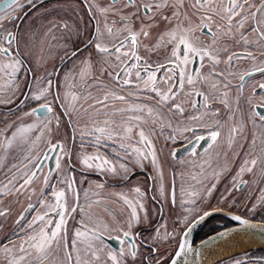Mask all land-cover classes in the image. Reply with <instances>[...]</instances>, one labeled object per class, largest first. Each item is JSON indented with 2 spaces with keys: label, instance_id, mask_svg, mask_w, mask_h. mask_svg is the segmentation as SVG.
Returning <instances> with one entry per match:
<instances>
[{
  "label": "snow or ice",
  "instance_id": "6c2138e0",
  "mask_svg": "<svg viewBox=\"0 0 264 264\" xmlns=\"http://www.w3.org/2000/svg\"><path fill=\"white\" fill-rule=\"evenodd\" d=\"M0 108V264H203L264 238V0H0ZM213 212L233 226L194 245Z\"/></svg>",
  "mask_w": 264,
  "mask_h": 264
},
{
  "label": "flooded vegetation",
  "instance_id": "af4514ba",
  "mask_svg": "<svg viewBox=\"0 0 264 264\" xmlns=\"http://www.w3.org/2000/svg\"><path fill=\"white\" fill-rule=\"evenodd\" d=\"M57 0H45V7H50L53 3H56ZM60 3H64V4H73V3H77L78 0H59ZM70 15V13H69ZM22 29L23 28H26L28 27V21L26 20L24 22L23 25H21ZM47 63H50L53 66V64L55 63L57 66H59V60L58 58H53V57H49L48 59V62ZM35 66V65H34ZM259 78V77H257ZM35 106V105H34ZM4 109L0 108V112H3ZM258 111L260 112H264V109H260L258 108ZM68 134H69V138H71V130L69 129L68 130ZM202 146H203V142H202ZM202 146H201V149L202 150ZM175 149L176 152H177V158L179 159L180 157H183L186 155V151H185V142L183 141H178L176 142L175 144H169V149L166 150V151H170L171 149ZM169 159H170V156H169ZM144 175L145 173H143L142 171H140L139 169H136L135 172L133 173L131 179L133 181H135L137 178H140V179H143L144 178ZM91 179H99V177H97L95 174H92L90 176ZM223 185L221 184L220 187H222ZM115 187H119L118 184L115 185ZM113 189V186L111 185L110 183V186L108 189H106V191L110 192L112 191ZM247 191V190H246ZM218 195V193H217ZM213 203H215V201H213ZM233 223L234 222H231L229 220L228 217H224V216H220V215H214L212 217H209L207 220H205L202 224H200L194 234H193V238H192V242L194 245H196L197 243H199L201 240L211 236V235H214L215 233L223 230V227H232L233 226ZM112 243V245L114 247L118 246L116 244L115 241H112L110 242ZM239 257H244L246 259H251V258H259V257H264V250L260 251H249V252H245V253H241V255H238ZM237 257L236 255L235 256H231L229 258H226L225 261H228V262H231V259L232 258H235ZM222 262V261H221ZM219 264H223V263H220L218 262ZM217 264V263H215ZM231 264V263H230Z\"/></svg>",
  "mask_w": 264,
  "mask_h": 264
},
{
  "label": "bare ground",
  "instance_id": "6f19581e",
  "mask_svg": "<svg viewBox=\"0 0 264 264\" xmlns=\"http://www.w3.org/2000/svg\"><path fill=\"white\" fill-rule=\"evenodd\" d=\"M253 246L254 243L249 238L241 235L231 236L223 243H219L212 249L205 251L203 264L217 263L233 255L244 253Z\"/></svg>",
  "mask_w": 264,
  "mask_h": 264
},
{
  "label": "water",
  "instance_id": "95a60500",
  "mask_svg": "<svg viewBox=\"0 0 264 264\" xmlns=\"http://www.w3.org/2000/svg\"><path fill=\"white\" fill-rule=\"evenodd\" d=\"M214 215H220V216L227 217L223 212H213L210 216L205 217L204 220L199 221V222L196 223V224L194 225V227L192 228V231H191V233H190V239H191V240H192V238H193V234H194L196 228H197L200 224H202L205 220H207L209 217H212V216H214ZM221 231H222V230H221ZM217 233H218V232H217ZM214 235H216V233H215ZM214 235H211V236H214ZM234 235H241V236L246 237V238H249V239H251V241H253L254 246H253L252 248H250L248 251L264 250V238H261L259 235H249V234L244 233V232H239V233H236V234H232V235H230V236H228V237H225V238H223V239H221V240H217V241L213 242L211 245H209L208 247L203 248V249H202V258H203V262H204V252H205V251H207V250H209V249H212L214 246H216V245L219 244V243H223V242L226 241L229 237L234 236ZM211 236H209V237H211ZM207 238H208V237H207ZM205 239H206V238H205ZM199 243H200V242H199ZM199 243H197V244H199ZM248 251H246V252H248ZM244 253H245V252H244ZM236 255H237V254H236ZM233 256H234V255H233ZM211 264H212V263H211ZM214 264H215V263H214Z\"/></svg>",
  "mask_w": 264,
  "mask_h": 264
},
{
  "label": "rangeland",
  "instance_id": "374dc122",
  "mask_svg": "<svg viewBox=\"0 0 264 264\" xmlns=\"http://www.w3.org/2000/svg\"><path fill=\"white\" fill-rule=\"evenodd\" d=\"M50 65H52V64H50V63H47V65H46V67L49 69V70H51V66ZM69 135V134H68ZM246 191V190H245ZM260 251H262V250H260ZM249 252V251H248ZM238 255H241V254H237L236 256L237 257H235L236 259H240L241 261H244L246 258H242V257H239ZM235 256V255H234ZM233 257V256H232ZM226 259H224V260H222V262L221 261H219L220 263H223V264H230L231 262H228V261H225ZM217 264H219L218 262H217Z\"/></svg>",
  "mask_w": 264,
  "mask_h": 264
}]
</instances>
